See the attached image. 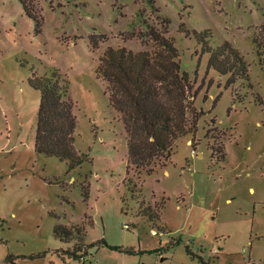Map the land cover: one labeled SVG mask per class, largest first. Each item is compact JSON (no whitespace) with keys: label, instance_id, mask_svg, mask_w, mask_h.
Returning <instances> with one entry per match:
<instances>
[{"label":"rangeland","instance_id":"374dc122","mask_svg":"<svg viewBox=\"0 0 264 264\" xmlns=\"http://www.w3.org/2000/svg\"><path fill=\"white\" fill-rule=\"evenodd\" d=\"M36 7L39 33L18 0H0V264H264V0ZM157 17L169 21L199 116L194 134L146 175L126 170V135L96 69L107 47L150 50L122 34ZM205 30L209 46L227 41L240 53L248 81L229 84L208 67L194 36ZM93 35L104 36L97 47ZM54 70L77 120L84 161L74 168L34 151L39 92L28 79ZM55 225L78 233L65 243ZM89 244L76 257L64 253Z\"/></svg>","mask_w":264,"mask_h":264},{"label":"trees","instance_id":"16d2710c","mask_svg":"<svg viewBox=\"0 0 264 264\" xmlns=\"http://www.w3.org/2000/svg\"><path fill=\"white\" fill-rule=\"evenodd\" d=\"M18 2L39 33L42 17L36 7L37 0ZM155 20L157 25L143 20L142 30L122 34L125 40L136 38L142 45L151 44L150 50L107 47L96 69L97 75L107 83L109 106L118 114L126 135V170L133 167L146 175L152 174L155 162L170 160L178 139L194 134L199 116L193 106L189 76L181 69L178 50L168 35L169 21L159 17ZM194 36L209 54L208 67L228 75L229 84L248 81L247 65L229 42L209 46L208 30L194 32ZM100 39L104 36H92L94 47ZM28 84L39 92L34 151L65 162L68 168L79 166L84 158L74 147L77 120L68 98L67 82L54 70L49 74H32ZM147 217L151 221L156 218L151 214ZM77 233L75 227H54L55 236L65 243L72 241ZM93 246L78 245L64 253L76 257ZM8 261H13L11 256Z\"/></svg>","mask_w":264,"mask_h":264}]
</instances>
